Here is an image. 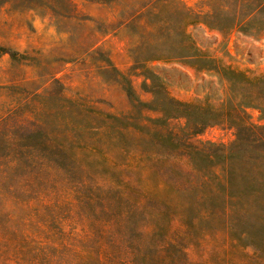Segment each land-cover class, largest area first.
<instances>
[{
	"label": "trees",
	"instance_id": "16d2710c",
	"mask_svg": "<svg viewBox=\"0 0 264 264\" xmlns=\"http://www.w3.org/2000/svg\"><path fill=\"white\" fill-rule=\"evenodd\" d=\"M143 18L147 27L137 33L130 72L140 71L144 86L150 81L151 102L142 101L129 75L108 59L131 100V112L103 111L80 96L35 93L21 106L24 110L8 107L2 119L30 116L37 156H52L88 189L85 203L98 199L102 209L114 214L104 225H118L119 239L140 222L133 242L127 245L126 239L121 251L114 244L122 255L120 264H198L188 259L187 248L207 237L234 249L251 248L254 260L249 264H264V125L253 123L248 113L259 108L264 116V75L219 65L187 31L203 24L225 35L262 34L264 0H206L198 9L183 0H154ZM3 55L15 62L27 60L0 46ZM173 60L219 74L228 84V98L213 106L171 96L148 63ZM173 119L184 122L175 125ZM214 124L234 128L236 140L230 146L192 141ZM215 258L199 264L223 263L224 257Z\"/></svg>",
	"mask_w": 264,
	"mask_h": 264
},
{
	"label": "rangeland",
	"instance_id": "374dc122",
	"mask_svg": "<svg viewBox=\"0 0 264 264\" xmlns=\"http://www.w3.org/2000/svg\"><path fill=\"white\" fill-rule=\"evenodd\" d=\"M193 8L206 0H183ZM154 0H0V46L19 51L27 60L0 57V264H120L119 251L133 242L138 224L118 237V225L105 226L114 214L96 199L85 203L88 189L75 182L52 156H37L30 139V116L2 119L11 106L25 109L35 93L83 97L94 107L114 114L131 112L132 103L109 59L129 75L138 97L151 102L149 80L130 72L132 50L147 27L145 13ZM198 49L223 67L264 75V33L233 31L228 35L203 24L187 29ZM148 67L171 96L183 102L220 105L229 96L228 84L216 72L197 70L180 61H155ZM253 123L264 125L259 108H249ZM151 117L158 114L145 111ZM184 120H171L172 124ZM236 130L228 125L207 126L192 141L230 146ZM183 166L188 161L182 157ZM98 193V192H97ZM121 231V229H120ZM124 231V230H123ZM129 240V241H128ZM114 242V243H113ZM194 263L223 258L222 264H249L253 250L231 248L209 237L188 246ZM214 256V257H213ZM96 264V263H95Z\"/></svg>",
	"mask_w": 264,
	"mask_h": 264
}]
</instances>
